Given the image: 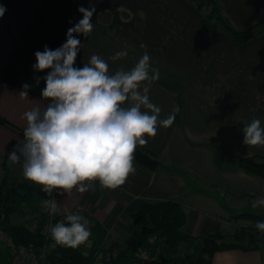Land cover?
<instances>
[{"label":"crops","instance_id":"1","mask_svg":"<svg viewBox=\"0 0 264 264\" xmlns=\"http://www.w3.org/2000/svg\"><path fill=\"white\" fill-rule=\"evenodd\" d=\"M218 1L237 29L264 18V0ZM0 5L6 8L0 17V117L9 123L0 121V181L6 171L14 173L8 154L24 141V113L43 111L49 102L41 96L48 70L33 69L35 53L45 46L61 47L68 29L83 18L78 9L94 7L92 32L77 36L82 45L74 66L82 68L98 55L114 73L121 66L131 69L147 52L160 74L150 86V101L161 108V120L173 114L175 119L169 127L158 125L144 146L164 164L187 169L201 185L133 160L135 171L114 190L95 181V190L84 193L54 191L58 212L87 214L104 225L108 243L124 250L134 232L130 217L143 201L180 202L188 217L185 231L199 236L220 229L233 233L230 218L254 210L243 196L264 199V178L234 164L243 157L264 156V145H245L242 132L254 119L264 127V25L242 45L210 25L192 0H0ZM121 51L127 56L110 59ZM24 84L30 86L28 97L20 94ZM175 108L179 110L173 113ZM219 149L228 164L221 161ZM214 185L236 197L225 200ZM25 212L22 224L32 229L39 214ZM260 212L264 214V206ZM147 262L167 264L160 253ZM213 264H264V248L218 252Z\"/></svg>","mask_w":264,"mask_h":264},{"label":"clouds","instance_id":"2","mask_svg":"<svg viewBox=\"0 0 264 264\" xmlns=\"http://www.w3.org/2000/svg\"><path fill=\"white\" fill-rule=\"evenodd\" d=\"M5 11L0 5V17ZM78 11L83 18L68 29L61 47L51 50L45 46L43 52L35 53L33 69L48 70L41 96L49 102L43 111L33 108L24 113V141L8 154L12 164L23 162L25 179L40 185L50 197L42 201L50 214L59 211L52 196L56 190L84 193L95 190V181L106 189L122 186L135 171L137 146L147 143L145 137H155L158 125L169 127L175 119L173 114L161 120V108L150 101V86L160 74L147 52L131 69L121 66L114 73L98 55H92L82 68L74 66L82 45L77 36L92 32L95 8L80 7ZM126 56L121 51L110 59ZM29 87L23 85L21 96L28 97ZM242 132L245 145H264L259 119L244 126ZM251 206H264V199L253 200ZM65 220L49 229L56 243L75 248L89 239L83 216L68 214ZM256 228L264 232V222L258 221Z\"/></svg>","mask_w":264,"mask_h":264},{"label":"trees","instance_id":"3","mask_svg":"<svg viewBox=\"0 0 264 264\" xmlns=\"http://www.w3.org/2000/svg\"><path fill=\"white\" fill-rule=\"evenodd\" d=\"M192 1L201 12L205 13L210 25L223 29L242 45L257 37L260 34L257 32V28L264 25V20H261L254 22L247 29L239 30L225 15L218 0ZM161 78L173 84L170 79ZM0 121L9 124L1 117ZM139 147L159 161L157 171L164 170L179 174L191 184L201 185L200 180L184 167L176 164L166 165L158 155L144 145ZM219 154L221 161L228 164L221 149H219ZM234 164L264 178V156L243 157ZM16 179L17 177H13L6 171L0 181V229L18 245H33L39 251L48 241L41 232V225L39 224L35 229H30L26 224H14L11 216L22 209H28L32 214H39L41 220L44 216L42 201L50 197L36 184L20 182L17 179V184L14 186ZM214 188L227 201L236 197L221 186L214 185ZM243 198L247 199L250 207H252L251 202L257 199L256 196L248 194L244 195ZM261 207L231 217L230 221L235 226L233 233L226 229H220L194 236L185 231L188 217L180 202L172 199L159 202L143 201L139 211L130 217L129 224L134 232L116 262L131 264L133 255L142 247H154L155 253L160 249V254L163 255L167 264H213L218 252L261 250L264 248V232L256 228L258 221L264 222V214L260 212ZM240 220L247 221L249 224H239ZM107 238L108 232L104 225L98 221L95 222L93 229L94 247L102 246ZM47 263L97 264L98 262H96L93 254H84L79 246L72 248L59 244L58 248L47 257Z\"/></svg>","mask_w":264,"mask_h":264},{"label":"built area","instance_id":"4","mask_svg":"<svg viewBox=\"0 0 264 264\" xmlns=\"http://www.w3.org/2000/svg\"><path fill=\"white\" fill-rule=\"evenodd\" d=\"M43 215L44 216L39 221V223L32 228L35 229L40 224L42 234L48 239V241L39 251H37L33 245H18L12 238L8 237L1 231V235L8 241L9 245L14 250L15 260L20 264H48L47 257L53 250H56L58 248L59 244L56 243L54 239H52L49 229L57 222H66L65 218L67 215L60 214L59 212L50 214L49 210L44 207ZM78 215H81L86 219L87 228L91 233L89 239L85 243L79 245L80 249L81 247L88 245L90 247L89 254H93L96 262H98L97 264H119L116 261L120 257L122 250L117 246L108 243L107 241L104 242L102 246L95 248L94 242L91 241V239L93 238L95 221L87 214L79 212ZM156 252L160 253V249H158ZM154 254V247H142L135 252L132 257L131 263L147 262L153 258Z\"/></svg>","mask_w":264,"mask_h":264},{"label":"rangeland","instance_id":"5","mask_svg":"<svg viewBox=\"0 0 264 264\" xmlns=\"http://www.w3.org/2000/svg\"><path fill=\"white\" fill-rule=\"evenodd\" d=\"M264 20V18H259L253 21L257 22V21H261ZM252 23V24H253ZM252 24L250 26H252ZM249 26V27H250ZM262 26V25H261ZM248 27V28H249ZM260 27V26H259ZM258 27V28H259ZM257 28V32L260 33V30H258ZM247 29V28H245ZM240 30V29H239ZM244 30V29H241ZM22 161L20 163L15 164V168H14V173H12L13 177H17V179L20 182H28L30 184H35L27 179H25L24 175H23V171H22ZM37 185V184H36ZM40 186V185H39ZM41 187V186H40ZM242 213V212H241ZM27 214L25 212V209H22L20 211H18L17 213L13 214L11 216V220L14 224H22L27 220ZM247 221L244 220H240L238 223L239 224H245ZM91 241L94 242V239L92 238ZM111 244V243H110ZM118 247V246H117ZM119 248V247H118ZM121 249V248H120ZM122 250V249H121ZM81 251L84 254H89L90 253V247L88 245L81 247ZM159 262V261H158ZM0 264H19L16 260H15V256H14V250L11 248V246L9 245L8 241L1 235V229H0ZM131 264H150L149 262H135V263H131Z\"/></svg>","mask_w":264,"mask_h":264},{"label":"water","instance_id":"6","mask_svg":"<svg viewBox=\"0 0 264 264\" xmlns=\"http://www.w3.org/2000/svg\"><path fill=\"white\" fill-rule=\"evenodd\" d=\"M134 160L142 165L143 167L151 170L156 171L159 167V161L145 152L142 148L137 146V149L134 153ZM17 184V179L14 180V186Z\"/></svg>","mask_w":264,"mask_h":264}]
</instances>
